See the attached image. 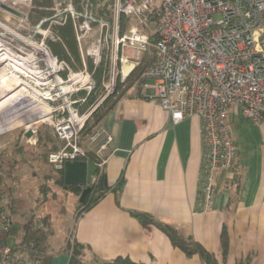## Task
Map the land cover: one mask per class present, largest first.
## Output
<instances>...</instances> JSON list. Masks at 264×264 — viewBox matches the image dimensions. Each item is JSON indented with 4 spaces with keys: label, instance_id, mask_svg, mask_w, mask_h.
Listing matches in <instances>:
<instances>
[{
    "label": "crops",
    "instance_id": "1",
    "mask_svg": "<svg viewBox=\"0 0 264 264\" xmlns=\"http://www.w3.org/2000/svg\"><path fill=\"white\" fill-rule=\"evenodd\" d=\"M154 95L153 88L133 87L100 123L99 129L113 137L102 167L108 186H116L122 176L124 185L118 196L109 190L83 213L73 235L65 237L56 251L49 236L52 258L44 264H68L65 248L70 239L86 245V264L120 255L146 264H206L175 247L158 227L143 226L132 212L148 213L194 236L220 264H235L248 255L251 264H264V123L231 114L229 121L238 131L236 162L218 171L212 206L202 210L201 120L192 116L175 124ZM224 226L230 240L226 258L221 246ZM23 256L26 264H41Z\"/></svg>",
    "mask_w": 264,
    "mask_h": 264
},
{
    "label": "built area",
    "instance_id": "2",
    "mask_svg": "<svg viewBox=\"0 0 264 264\" xmlns=\"http://www.w3.org/2000/svg\"><path fill=\"white\" fill-rule=\"evenodd\" d=\"M118 16L137 25L119 43L146 52L156 49V62L145 71L143 89L153 88L155 99L176 124L186 117L201 120L203 140L199 173L202 210L212 206L217 173L235 165L238 146L230 129L232 113L264 123V0H113ZM77 124H55L66 144L48 155L56 169L67 161L88 160L95 151L103 167L104 152L113 137L97 129L88 144L78 140L85 118ZM75 125H78L75 128ZM14 224L0 213V229ZM0 264H26L10 246L0 248Z\"/></svg>",
    "mask_w": 264,
    "mask_h": 264
},
{
    "label": "rangeland",
    "instance_id": "3",
    "mask_svg": "<svg viewBox=\"0 0 264 264\" xmlns=\"http://www.w3.org/2000/svg\"><path fill=\"white\" fill-rule=\"evenodd\" d=\"M73 2L52 0L49 10L53 14L40 17L34 11L35 0H0L2 47L16 61H32L35 70L43 75L40 81L46 83L40 85L35 76L27 77L24 73H15L18 70L13 67L14 61L0 59V104L10 97L5 101L9 102L8 106L0 110V213L12 214L9 206L12 198L24 200L26 208L23 216L12 214L14 222L18 220L26 223L36 219L32 224L45 227L49 231V243L54 251L65 237L74 233L75 212L80 197L66 193L57 184L56 168L46 158L51 146L49 137H58L66 144L55 127L63 119L77 124L76 121L85 118V126L94 108L80 112L76 104L86 102L85 96L80 95V92L86 91L89 94L93 90V75L100 64L107 69L102 83L105 91L95 106L115 93L119 81L124 82L122 90L127 87L128 82L125 83V80L132 71L125 75V60L135 63L136 67L139 62L135 49L119 43L120 38L129 36L131 29L137 25L133 18L118 16L113 0L111 3L106 0L103 2L107 16L94 10L90 0H82L83 11H78ZM3 5L11 7L15 12H9ZM68 16L74 23L81 59L77 61V58L72 57V63L59 60L49 45L50 40L57 39V26L63 25ZM150 48L153 49L152 46ZM51 59H55L53 64L50 63ZM11 72L19 77L13 78ZM13 82L23 83L21 87H27L29 93L12 98L14 92L6 85ZM35 91L49 95L37 94L35 98L32 96ZM14 119L23 122L10 126ZM230 129L235 139L238 135L236 126L230 123ZM28 131H32L29 137ZM81 131L78 140L86 146L90 136L83 138ZM10 163L12 166H9ZM15 242L16 238L9 239L10 246Z\"/></svg>",
    "mask_w": 264,
    "mask_h": 264
},
{
    "label": "trees",
    "instance_id": "4",
    "mask_svg": "<svg viewBox=\"0 0 264 264\" xmlns=\"http://www.w3.org/2000/svg\"><path fill=\"white\" fill-rule=\"evenodd\" d=\"M75 6L77 7L78 11H83V5L82 0H73ZM91 5H93L94 10H98L101 15H106V8L103 2L105 0H90ZM109 1L111 3L112 0H106V2ZM52 4V0H35V13H37L40 17H49L53 14L49 10V7ZM40 7H43V9H40ZM67 21L63 25L57 26V32H56V40H50L49 45L53 51V54L58 57L61 61H67L69 63H72V57L77 58V61H80V54H79V48L77 44L76 34H75V27L74 23L70 16H68ZM122 19V18H121ZM153 49L149 48L143 58L138 62L137 67L132 71V74L125 80V83L128 82V85L124 90H122V87L124 85V82H118L117 89L115 93L107 96L104 98V100L98 105V100L102 97L104 90V87L102 85L103 83V75L105 71H107L106 68H104V65L100 64L94 72V79H95V87L93 90L87 94L86 91H81L80 95L85 96L86 102L82 104H76L80 112L89 111L91 109L92 113L87 119V122L81 131V136L83 138L89 137L91 134L94 133L95 130L99 128L100 123L103 121V119L106 117V115L109 113V111L116 105V103L126 95L127 91H129L131 88L137 86V88L141 89L144 82V73L147 69H149L157 59V52L154 47ZM91 70H93V67H91ZM121 91V92H120ZM98 101V102H97ZM23 120H13L11 121L10 126H15L19 123H22ZM231 122L229 121V124ZM50 136V135H49ZM50 143L51 146L47 151V155H49L53 151L59 150L65 142L59 140L58 137L50 136ZM59 141V143H58ZM46 155V158L48 156ZM88 160L97 163L100 161V159L96 156L95 151L89 152ZM49 163V162H48ZM9 166H12V163L9 164ZM54 168V167H53ZM99 170L103 172L104 170L102 167H99ZM58 174L57 184L60 185L66 193H72L77 196H80L83 187L78 185H69L65 183L64 180V168L56 169ZM125 179L122 176L119 179V182L116 186H107L103 190H100L98 185L95 184L92 188V191L88 197V199L84 203H78V206L76 207L75 217L76 220L83 215L86 211L91 209L94 205H96L103 197L104 195L109 191L112 190L116 193L118 196V193L122 189L124 185ZM9 206L11 207V212L13 215L17 217H22L23 210L26 208V202L22 199L12 198L11 201H9ZM12 214H10L12 216ZM132 214L143 224L145 227L149 226H156L159 229H161L163 232H165L168 237L170 238L172 244L181 249L184 253H186L188 256H199L206 264H220L217 256L214 252L207 249L204 244L199 241L194 236H186L182 234L177 228H175L173 225L160 221L153 217L152 215L145 213V212H132ZM50 233L49 231L42 226H36L32 224V221L30 222H22L16 220L13 224V226L9 230L0 229V248H3L5 246L9 245V239L11 237H14L17 239L16 243L14 245H11L13 252H19L23 255H30L35 262L44 264L48 263L51 258L52 254L49 252L48 248V239H49ZM229 234L227 231L226 226L222 229L221 232V246L223 251V257L226 258L229 253ZM86 249V245L75 240L70 239L67 242V246L65 250L70 254V259L68 264H86L84 261V251ZM97 264H146L144 262L136 261L132 259L130 256H124L120 255L117 256L111 260H97ZM235 264H251V256L248 255L243 259H240Z\"/></svg>",
    "mask_w": 264,
    "mask_h": 264
},
{
    "label": "water",
    "instance_id": "5",
    "mask_svg": "<svg viewBox=\"0 0 264 264\" xmlns=\"http://www.w3.org/2000/svg\"><path fill=\"white\" fill-rule=\"evenodd\" d=\"M3 8L9 12H15L11 7L3 5ZM3 16V14H1ZM144 51H138L137 60H141L144 56ZM125 65V75H128L131 71L136 68L135 63H131L127 60L124 62ZM32 131L27 132V136H31ZM99 167L91 162L86 160H75L67 161L64 165V180L66 184L69 185H78L83 187V191L80 195V203H84L95 184L98 185L100 190H103L108 186L107 178L104 174L99 175Z\"/></svg>",
    "mask_w": 264,
    "mask_h": 264
},
{
    "label": "bare ground",
    "instance_id": "6",
    "mask_svg": "<svg viewBox=\"0 0 264 264\" xmlns=\"http://www.w3.org/2000/svg\"><path fill=\"white\" fill-rule=\"evenodd\" d=\"M40 50H42L41 48H39ZM0 59H3V58H5V60H11V61H14V68L16 69V71L17 72H15V73H18V72H21V73H24L25 74V76H27V77H33V76H35L37 79H38V84H40V85H45L46 83H43V82H41L40 80L41 79H43V75H40L41 74V72L40 71H36L35 70V68H34V65H33V63H32V61L29 63V62H23V61H20V60H24V59H20L19 61H16L15 59H13V56L11 55V53H9L7 50H6V48H3L2 47V44L0 43ZM4 51V52H3ZM47 54V53H46ZM47 55H49V54H47ZM46 56V55H45ZM50 57V56H49ZM55 60V59H54ZM53 59H51L50 60V63H54L55 61H54ZM9 71V70H8ZM7 71V72H8ZM1 73V72H0ZM13 74L12 72H11V75L13 74V78H15V77H19L18 75H16V74ZM37 74V75H36ZM43 74V73H42ZM1 75V74H0ZM4 75H6L5 73H4ZM7 75H8V73H7ZM22 84L23 83H15V82H13L12 84H10V85H6L7 86V88H10V91H12V92H14V94H12L11 95V97L13 98V97H17V96H20V95H22V94H26V93H29V91H28V88L27 87H21L22 86ZM21 87V88H20ZM20 88V89H19ZM18 89V90H17ZM34 89V88H33ZM36 93H33V95L32 96H34L35 98L37 97V94H39V95H49L48 93H43V92H41V91H35ZM66 92V91H65ZM2 94V93H1ZM36 95V96H35ZM10 99V97L8 98V99H6L5 101H8ZM2 102L1 104H0V110L2 109V108H4L5 106H8V104H9V102Z\"/></svg>",
    "mask_w": 264,
    "mask_h": 264
}]
</instances>
